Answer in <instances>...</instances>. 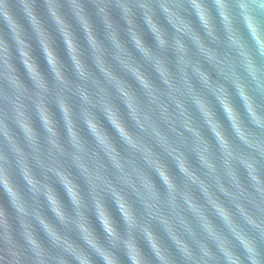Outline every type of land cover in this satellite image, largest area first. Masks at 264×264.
I'll use <instances>...</instances> for the list:
<instances>
[{"label": "clouds", "instance_id": "1", "mask_svg": "<svg viewBox=\"0 0 264 264\" xmlns=\"http://www.w3.org/2000/svg\"><path fill=\"white\" fill-rule=\"evenodd\" d=\"M0 264H264V0H0Z\"/></svg>", "mask_w": 264, "mask_h": 264}, {"label": "water", "instance_id": "2", "mask_svg": "<svg viewBox=\"0 0 264 264\" xmlns=\"http://www.w3.org/2000/svg\"><path fill=\"white\" fill-rule=\"evenodd\" d=\"M40 8H41V11H43V5H40ZM88 8H89V11L94 12V6H93V5L89 4V5H88ZM114 16H115L117 19L119 18L117 12H114ZM26 27H27V24H26ZM98 27H99V28L101 29V31H102V26H100V25L98 24ZM149 39H150V37H149ZM33 43H34V48H35V54H36L37 56H39V55H40V53H39V48L35 45V41H33ZM57 48H58L59 53H60L62 56H64V55H65V54H64V46H63L62 41L59 39V37H57ZM65 59H66V56H65ZM41 64H42V67H43L44 64H43V59H42V58H41Z\"/></svg>", "mask_w": 264, "mask_h": 264}]
</instances>
